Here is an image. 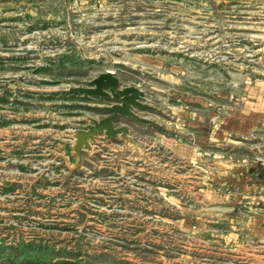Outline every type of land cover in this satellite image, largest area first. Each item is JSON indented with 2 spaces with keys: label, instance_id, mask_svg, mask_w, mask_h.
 Returning <instances> with one entry per match:
<instances>
[{
  "label": "rangeland",
  "instance_id": "obj_1",
  "mask_svg": "<svg viewBox=\"0 0 264 264\" xmlns=\"http://www.w3.org/2000/svg\"><path fill=\"white\" fill-rule=\"evenodd\" d=\"M106 69L145 91L158 111L137 112L159 126L120 117L127 134L78 150L112 100L66 92ZM252 82L264 0H0V244L68 264H264V197L226 180L197 137L213 124L193 129L177 108L217 121ZM252 168L262 181L264 163Z\"/></svg>",
  "mask_w": 264,
  "mask_h": 264
},
{
  "label": "crops",
  "instance_id": "obj_2",
  "mask_svg": "<svg viewBox=\"0 0 264 264\" xmlns=\"http://www.w3.org/2000/svg\"><path fill=\"white\" fill-rule=\"evenodd\" d=\"M249 85L247 87L252 91L242 97L238 106H234L235 103L230 100L231 96L228 98L231 106H227L229 109L227 114L217 121H214L216 112L212 113L209 109H205V115H202L197 108L191 107V103L178 105L177 108L179 107L180 116L184 118L181 120L190 122L192 127L203 122L213 124L214 128L205 134L201 132V136L197 135L198 139H202L200 142L205 146L210 145V153L213 157L223 160L221 162L226 180L232 179L228 177V173L238 172L237 176L243 180V184L258 189V199L261 200L264 197V179L258 180L251 171L252 167L259 163L251 159L256 153L264 155V83L252 82ZM249 141L260 142L258 144L260 147L255 151L253 146L256 145L249 146ZM214 150L219 151L216 153ZM261 163L264 162H260L259 165Z\"/></svg>",
  "mask_w": 264,
  "mask_h": 264
},
{
  "label": "water",
  "instance_id": "obj_3",
  "mask_svg": "<svg viewBox=\"0 0 264 264\" xmlns=\"http://www.w3.org/2000/svg\"><path fill=\"white\" fill-rule=\"evenodd\" d=\"M68 90L85 97L97 96L112 100L109 104L100 106L103 111L101 117L90 116L88 123L79 127L75 135L78 150L83 146L89 147L101 133L106 138L118 135L123 137L127 134L128 126L117 124L120 117H127L144 125L159 126L156 121L137 112V109L158 111L157 107L147 101L145 91L137 85L122 84L113 69L99 72L88 85H73Z\"/></svg>",
  "mask_w": 264,
  "mask_h": 264
},
{
  "label": "trees",
  "instance_id": "obj_4",
  "mask_svg": "<svg viewBox=\"0 0 264 264\" xmlns=\"http://www.w3.org/2000/svg\"><path fill=\"white\" fill-rule=\"evenodd\" d=\"M74 62V58L71 56H63L58 65H61L63 61ZM68 95H77L75 92L68 91ZM256 166H260L259 163ZM255 168H252L253 171ZM0 244V260L4 259L8 264H68L71 261L59 260L53 261L55 257L54 251L48 249L47 246H43L39 243L31 242H19L17 244H11L7 247Z\"/></svg>",
  "mask_w": 264,
  "mask_h": 264
}]
</instances>
